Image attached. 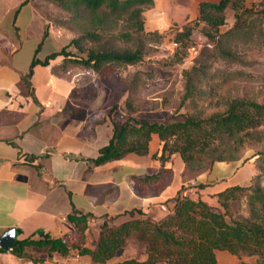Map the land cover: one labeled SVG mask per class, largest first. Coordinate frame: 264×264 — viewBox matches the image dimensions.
Returning <instances> with one entry per match:
<instances>
[{
  "label": "crops",
  "instance_id": "obj_1",
  "mask_svg": "<svg viewBox=\"0 0 264 264\" xmlns=\"http://www.w3.org/2000/svg\"><path fill=\"white\" fill-rule=\"evenodd\" d=\"M202 1L220 0H152L142 12L144 29L161 33L204 26L198 8ZM258 1L243 0V5L251 7ZM233 22L234 11L226 8L225 25ZM48 23L33 0H0V235L14 228L16 241L39 238L41 233L64 236L73 230L67 215L75 208L88 215L85 245L92 248L101 224L117 226L132 218L128 211L134 208L150 216L159 210L163 216L166 203L182 186L187 195L212 204L218 192L246 179L245 169L233 170L234 163L224 161L196 176L193 187L186 188L181 163L172 169L168 161V171L159 180L144 181L143 177L161 168L152 157L159 151L152 149L155 138L160 143L156 133L151 135L146 155L128 152L119 159L90 165L86 159L96 157L112 135L109 112L104 122L94 125L91 113L74 112L79 85L56 69L60 55L48 65H34L31 89L23 81L38 47L36 57L44 59L69 41ZM201 183L205 186L199 188ZM25 251L45 258L48 264H96L88 254L48 255L30 246ZM117 254L108 262L124 260ZM0 264L37 263L9 248L0 249Z\"/></svg>",
  "mask_w": 264,
  "mask_h": 264
},
{
  "label": "trees",
  "instance_id": "obj_2",
  "mask_svg": "<svg viewBox=\"0 0 264 264\" xmlns=\"http://www.w3.org/2000/svg\"><path fill=\"white\" fill-rule=\"evenodd\" d=\"M151 3L152 0H68L67 4L70 9H82L93 15H97L103 6H106L110 13H127L134 26L143 31L145 29L142 12L144 7ZM257 6H261L257 12L261 13L262 17L253 19L251 14L257 10ZM198 8L199 19L206 22L209 28H214L218 35L216 52L223 59L230 62L238 60L236 53L228 44L237 37H243L244 43L254 40L257 23L263 26L258 27L256 36H260L264 42V0L253 3L251 7H244L243 0H220L216 3L202 1ZM226 8L234 11V23L225 31L219 32L218 27L225 23ZM192 30V26H184L182 31L175 29L176 38L189 36ZM46 36L47 31L44 38ZM97 38L96 33L88 31L80 37L70 39L60 51L50 53L44 59L36 57L38 47L27 74L23 76L25 85L31 89L30 78L35 64L48 65L51 59L59 55L62 59L56 69L63 73L72 65H77L104 74L110 72L116 65L136 64L142 60L140 48L89 50L86 56L73 53L71 46L81 50L83 41ZM195 70L197 71V68L193 67L192 70L185 72L186 91L183 100L192 95ZM115 107L116 105L111 107L109 115ZM128 110L134 111L131 108ZM261 125H264V103L245 98L232 99L223 112L209 117L187 115L184 120L160 123L128 116L119 124L113 123L112 135L108 142L99 148L96 157L86 160L90 165L97 166L119 159L128 152L146 155L149 152L151 135L156 133L160 140V149L152 157L160 163L161 168L158 172L142 178L144 181L155 182L168 171L165 163L171 161L175 155L180 156L188 169L204 168L207 164L204 155L209 158L210 165L215 161L217 162L214 166L224 161L233 162L235 165L236 158L230 143H237L243 134ZM212 145L213 147H210ZM204 186L202 183L198 185L199 188ZM245 189L240 184L229 186L216 194L217 201L227 212L229 200ZM248 197L249 215L227 219L226 212L217 210L210 202L200 197L193 198L187 195L185 187L182 186L169 199L172 204L162 218L156 220L142 209L134 208L128 211L132 218L117 226H111L107 222L101 224L99 239L92 248L85 245L88 215L74 208L67 215L68 220L73 223V230L69 234L52 237L41 233L39 238L28 237L16 241L11 250L16 255L32 259L37 264L48 263L45 258L25 251L27 246L44 249L48 255L58 253L69 257L88 254L96 264H157L160 261L170 264H217L219 250L230 254L258 255L264 258V191L257 185L252 187ZM135 213L138 216L134 217ZM131 232H136L146 241V259L129 258L115 263L108 262L124 245Z\"/></svg>",
  "mask_w": 264,
  "mask_h": 264
},
{
  "label": "rangeland",
  "instance_id": "obj_3",
  "mask_svg": "<svg viewBox=\"0 0 264 264\" xmlns=\"http://www.w3.org/2000/svg\"><path fill=\"white\" fill-rule=\"evenodd\" d=\"M34 3L48 18V25L60 29L68 40L88 31L98 35L95 40L83 41L81 50L71 46L76 55L86 56L89 50L99 49L142 50L140 62L116 65L104 74L77 65L65 71L79 85L75 92L78 106L74 112L91 113L93 125L104 122L113 105L116 107L109 121L119 124L128 116L160 123L184 120L187 115L209 117L223 112L234 98L264 103V42L260 36H256L258 27L263 24L257 23L255 37L251 42L244 43L243 37L231 40L228 46L234 50L238 60L230 62L217 54L218 35L207 24L193 27L189 36L176 38L172 29L151 34L138 30L127 13H110L106 6L101 7L97 15H93L82 9H70L68 0H34ZM256 9L251 14L253 19L262 17L257 12L261 6ZM225 24L218 27L219 32L231 26ZM174 40L177 46L173 45ZM190 46H194V50ZM193 67L197 68L193 77V92L190 98L183 100L186 91L185 72ZM129 108L134 111L129 112ZM242 136L237 143L231 142L230 148L236 158L233 170L245 169L246 179L237 184L246 189L229 200L227 212L217 200L212 202L217 210L226 212L227 219L249 215L248 194L252 187L258 185L264 191V125ZM152 149H160L156 138L152 142ZM204 159L207 163L204 168L188 169L180 156L175 155L169 166L176 169L178 163H181L182 181L188 184L186 188H191L194 183L192 179L207 174L217 162L210 165L206 155ZM171 204L170 200L166 203L167 212ZM163 216L158 210L150 217L157 220ZM117 253L120 259L144 260L147 257L146 241L136 232H131ZM217 257V264H264V258L258 255L230 254L219 250ZM157 264L170 263L160 261Z\"/></svg>",
  "mask_w": 264,
  "mask_h": 264
},
{
  "label": "water",
  "instance_id": "obj_4",
  "mask_svg": "<svg viewBox=\"0 0 264 264\" xmlns=\"http://www.w3.org/2000/svg\"><path fill=\"white\" fill-rule=\"evenodd\" d=\"M17 231L16 229H8L0 235V247L3 249L12 248L16 243Z\"/></svg>",
  "mask_w": 264,
  "mask_h": 264
},
{
  "label": "built area",
  "instance_id": "obj_5",
  "mask_svg": "<svg viewBox=\"0 0 264 264\" xmlns=\"http://www.w3.org/2000/svg\"><path fill=\"white\" fill-rule=\"evenodd\" d=\"M173 45H174V46H177V42H173ZM189 48H190L191 50H194L195 47H194V46H190Z\"/></svg>",
  "mask_w": 264,
  "mask_h": 264
}]
</instances>
